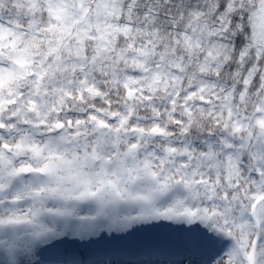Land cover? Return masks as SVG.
<instances>
[{"label":"snow or ice","instance_id":"obj_1","mask_svg":"<svg viewBox=\"0 0 264 264\" xmlns=\"http://www.w3.org/2000/svg\"><path fill=\"white\" fill-rule=\"evenodd\" d=\"M0 264H264V0H0Z\"/></svg>","mask_w":264,"mask_h":264}]
</instances>
